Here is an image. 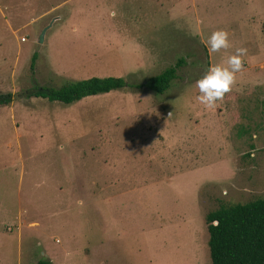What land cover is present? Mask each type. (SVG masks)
<instances>
[{"label": "rangeland", "instance_id": "rangeland-1", "mask_svg": "<svg viewBox=\"0 0 264 264\" xmlns=\"http://www.w3.org/2000/svg\"><path fill=\"white\" fill-rule=\"evenodd\" d=\"M219 29L232 46L209 53ZM238 47L244 71L202 105L196 81ZM179 59L161 94L36 96ZM0 94V264H211L205 215L264 197V0H0Z\"/></svg>", "mask_w": 264, "mask_h": 264}, {"label": "trees", "instance_id": "trees-1", "mask_svg": "<svg viewBox=\"0 0 264 264\" xmlns=\"http://www.w3.org/2000/svg\"><path fill=\"white\" fill-rule=\"evenodd\" d=\"M182 59L146 83H128L123 77H91L67 83L59 88L44 89L37 97L71 104L84 97L108 93L126 87H147L163 93L177 77ZM13 101L12 95L0 94V105ZM211 264H264V197L246 203L221 206L205 215ZM36 264H53L40 260Z\"/></svg>", "mask_w": 264, "mask_h": 264}, {"label": "clouds", "instance_id": "clouds-1", "mask_svg": "<svg viewBox=\"0 0 264 264\" xmlns=\"http://www.w3.org/2000/svg\"><path fill=\"white\" fill-rule=\"evenodd\" d=\"M206 46L212 54L228 50L232 46L229 33L222 29L213 31L206 40ZM246 55L247 49L238 47L227 56L223 64L208 67L204 75L196 81L197 99L202 105L212 108L232 90L237 74L244 71L243 57Z\"/></svg>", "mask_w": 264, "mask_h": 264}, {"label": "water", "instance_id": "water-1", "mask_svg": "<svg viewBox=\"0 0 264 264\" xmlns=\"http://www.w3.org/2000/svg\"><path fill=\"white\" fill-rule=\"evenodd\" d=\"M47 28H48V26L45 27V28L43 29V31L40 33L39 38H38V41H39V42H43V39H44V33H45V31L47 30Z\"/></svg>", "mask_w": 264, "mask_h": 264}]
</instances>
